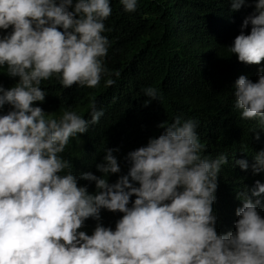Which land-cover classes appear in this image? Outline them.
I'll use <instances>...</instances> for the list:
<instances>
[{
	"label": "clouds",
	"instance_id": "1",
	"mask_svg": "<svg viewBox=\"0 0 264 264\" xmlns=\"http://www.w3.org/2000/svg\"><path fill=\"white\" fill-rule=\"evenodd\" d=\"M120 4L132 13L138 0ZM243 6L245 0L231 2L234 12ZM254 8L227 47L247 65L264 61V0ZM111 12L110 0H0V68L17 81L0 84V111L9 106L0 115V264H264V183L237 192L234 230L218 234L213 205L229 161L201 155L198 121L177 114L158 124L159 136L123 158L126 174L119 148L106 147L95 163L99 176L74 173L61 155L104 113L94 102L90 119L73 110L45 112L36 106L47 96L42 81L55 76L65 89L96 88L108 77L104 85L111 87L104 64L110 44L102 35ZM257 76L236 79L233 108L264 131V67ZM142 91L145 105L159 101L156 88ZM252 158L253 175L264 173V149ZM233 165L249 167L245 159ZM80 181L94 183L95 191ZM102 210L122 214L114 229L103 225ZM89 219L96 222L91 235L81 230Z\"/></svg>",
	"mask_w": 264,
	"mask_h": 264
},
{
	"label": "trees",
	"instance_id": "2",
	"mask_svg": "<svg viewBox=\"0 0 264 264\" xmlns=\"http://www.w3.org/2000/svg\"><path fill=\"white\" fill-rule=\"evenodd\" d=\"M232 0H138L135 12H124L120 0H110L111 15L104 21L109 40L105 67L113 73L115 83L105 87L102 78L96 88L73 85L63 88L53 76L42 81L47 96L42 107L57 117L64 110L76 111L90 119V106L94 102L104 115L91 125L85 134L69 140L61 154L73 167L74 173L96 171L95 163L102 160L107 148H119L118 162L121 174L127 166L126 154L145 145L150 137L162 132L157 125L172 123L177 114L198 121V136L202 144L201 155L210 159L224 154L228 164L222 166L218 177L216 201L218 234L234 230L236 208L241 206L237 192L255 181L264 183V173L253 175L252 156L264 149V131L256 120H243L233 108L232 86L240 75L253 82L257 71L264 67L239 62L227 47L240 34L243 20L254 13L256 0H245L238 11L231 10ZM251 25L245 29L250 31ZM3 33H0L2 35ZM120 72L116 77L114 73ZM17 81L6 76L0 68V84L5 88ZM158 90L159 101L147 105L143 89ZM5 106L0 115L7 112ZM260 140H256V135ZM247 160L249 167L241 170L232 166L234 160ZM116 175L109 178L114 183ZM87 185L90 193L95 184ZM78 185V186H79ZM134 199V197H133ZM102 223L115 228L120 213L102 210ZM264 217V204L261 206ZM96 222L89 219L81 230L91 235Z\"/></svg>",
	"mask_w": 264,
	"mask_h": 264
}]
</instances>
